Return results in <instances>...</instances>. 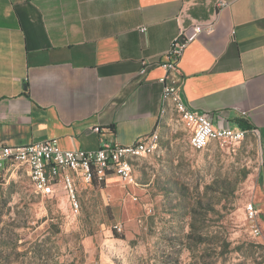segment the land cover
Wrapping results in <instances>:
<instances>
[{
  "label": "crops",
  "instance_id": "crops-1",
  "mask_svg": "<svg viewBox=\"0 0 264 264\" xmlns=\"http://www.w3.org/2000/svg\"><path fill=\"white\" fill-rule=\"evenodd\" d=\"M210 23L177 61L180 95L215 126L255 134L264 192V0H0V146L161 138L174 110L162 99L165 52Z\"/></svg>",
  "mask_w": 264,
  "mask_h": 264
},
{
  "label": "rangeland",
  "instance_id": "rangeland-1",
  "mask_svg": "<svg viewBox=\"0 0 264 264\" xmlns=\"http://www.w3.org/2000/svg\"><path fill=\"white\" fill-rule=\"evenodd\" d=\"M189 135L172 110L157 149L134 160V182L78 186V212L61 184L42 196L26 167L8 165L0 173V264H264L255 134L201 150ZM249 200L260 236L246 219Z\"/></svg>",
  "mask_w": 264,
  "mask_h": 264
},
{
  "label": "built area",
  "instance_id": "built-area-1",
  "mask_svg": "<svg viewBox=\"0 0 264 264\" xmlns=\"http://www.w3.org/2000/svg\"><path fill=\"white\" fill-rule=\"evenodd\" d=\"M144 27H141L143 30ZM202 30H212V24H194L189 30H182L171 41L165 52L166 60L160 65L164 69L163 102L170 101L179 119L190 127L189 144L192 149L201 150L212 142L237 144L247 131L239 127L215 126L208 114L191 109L180 95L179 79L175 77L177 61L185 47ZM146 66L142 68L145 72ZM245 114V111L241 112ZM99 131L98 127L94 128ZM160 134L157 130L138 136L129 144L103 141L97 149H63L56 139H42L21 145L0 146V173L8 165L18 163L28 170L33 189L42 196L54 193L61 184L66 191L70 209L78 212V186L100 185L110 175H116L123 183L134 182V160L152 154L158 147ZM246 219L253 236H260L259 211L253 200L245 205Z\"/></svg>",
  "mask_w": 264,
  "mask_h": 264
},
{
  "label": "trees",
  "instance_id": "trees-1",
  "mask_svg": "<svg viewBox=\"0 0 264 264\" xmlns=\"http://www.w3.org/2000/svg\"><path fill=\"white\" fill-rule=\"evenodd\" d=\"M96 184V183H95ZM103 185H104V182H103ZM115 231V230H114ZM116 233V232H115Z\"/></svg>",
  "mask_w": 264,
  "mask_h": 264
}]
</instances>
